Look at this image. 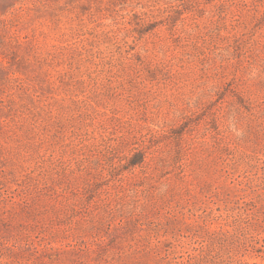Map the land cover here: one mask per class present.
<instances>
[{"label":"rangeland","instance_id":"rangeland-1","mask_svg":"<svg viewBox=\"0 0 264 264\" xmlns=\"http://www.w3.org/2000/svg\"><path fill=\"white\" fill-rule=\"evenodd\" d=\"M264 264V0H0V264Z\"/></svg>","mask_w":264,"mask_h":264},{"label":"trees","instance_id":"trees-1","mask_svg":"<svg viewBox=\"0 0 264 264\" xmlns=\"http://www.w3.org/2000/svg\"><path fill=\"white\" fill-rule=\"evenodd\" d=\"M225 264H248L247 262H243L241 260H233V261H228Z\"/></svg>","mask_w":264,"mask_h":264}]
</instances>
